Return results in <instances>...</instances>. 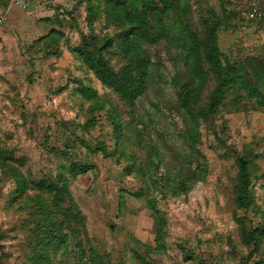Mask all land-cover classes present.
I'll list each match as a JSON object with an SVG mask.
<instances>
[{"label":"rangeland","instance_id":"374dc122","mask_svg":"<svg viewBox=\"0 0 264 264\" xmlns=\"http://www.w3.org/2000/svg\"><path fill=\"white\" fill-rule=\"evenodd\" d=\"M168 1V35L140 47L149 87L128 100L90 67L89 34L113 75L133 69L134 0H0V264H264V105L205 125L179 98L188 34L205 43L210 23L214 53L259 83L264 0ZM62 178L59 203L41 183Z\"/></svg>","mask_w":264,"mask_h":264},{"label":"trees","instance_id":"16d2710c","mask_svg":"<svg viewBox=\"0 0 264 264\" xmlns=\"http://www.w3.org/2000/svg\"><path fill=\"white\" fill-rule=\"evenodd\" d=\"M134 3L140 7V10L138 8L134 24H130L129 30L124 33L127 40L130 39L129 37L134 38V47L138 50L134 51V66L129 72L113 75L108 70L107 62L102 54V51L110 44L107 39L98 40L94 34H89V43L94 48L97 47L92 52L94 56L90 59V67L95 71L97 78L102 80V83L108 84L117 94L128 100L143 95L149 87V69L152 62L148 54L140 49L141 44L157 43L162 37L168 35L170 30L166 26L163 16L175 9L168 0H134ZM91 7L88 6V8ZM179 11L183 12V9L179 8ZM216 28L215 23L207 25L204 36L209 41L205 43L199 40L197 42L196 36L189 33L190 43L194 40V44L187 46L183 53L188 73L185 72L181 77L179 98L191 118L194 121L204 122L205 125H209L217 116L238 113L252 106L257 108L260 104L264 105V75L259 83L254 85L237 69L235 63L223 61L220 54L214 53L212 44L214 45ZM153 29H156L155 34L158 30L155 37L151 36ZM100 43L101 46L98 48ZM198 50L204 52L205 58L199 57ZM248 101H251L252 104ZM238 164L237 188L240 190H238L236 201L240 207H243L246 205L245 195L249 183L247 161L239 158ZM86 166L82 170L83 172L86 170ZM63 180L64 178L41 183V186L46 187L54 194L55 200L59 203L65 202ZM68 214L71 225L76 226L75 229L71 227L73 235L77 234L78 228L82 226L80 224L83 218L73 201ZM90 261L92 264H104L99 254L94 250L91 253Z\"/></svg>","mask_w":264,"mask_h":264},{"label":"built area","instance_id":"2783aa9c","mask_svg":"<svg viewBox=\"0 0 264 264\" xmlns=\"http://www.w3.org/2000/svg\"><path fill=\"white\" fill-rule=\"evenodd\" d=\"M10 1H11V5L18 7V8H24L29 3V0H10ZM1 21L2 19L0 18V23Z\"/></svg>","mask_w":264,"mask_h":264}]
</instances>
